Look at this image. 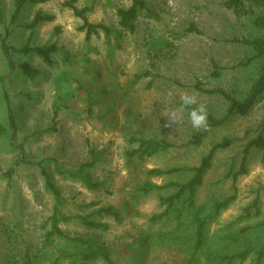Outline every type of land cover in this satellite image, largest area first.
I'll return each mask as SVG.
<instances>
[{
	"label": "rangeland",
	"instance_id": "obj_1",
	"mask_svg": "<svg viewBox=\"0 0 264 264\" xmlns=\"http://www.w3.org/2000/svg\"><path fill=\"white\" fill-rule=\"evenodd\" d=\"M64 1L28 4L18 24L12 26L9 42L16 47L31 42L34 46L56 43L63 48V53L54 55L53 64L35 54L12 55L17 64L30 61L40 71L35 78L19 66L11 70L0 42V264H9L14 258L21 261L28 250L38 257L46 255L49 264L60 253L76 250L73 242L58 238L45 248L44 225L53 212L54 198L45 188L41 165L68 199L64 213L72 219L61 224L67 234L108 243L116 249L119 264H189L196 232L191 212L185 211L174 222L170 214H164L162 202L171 189L138 198L135 186L145 179L160 185L187 180V174L155 177L146 171L196 167L226 137L235 141L217 152L195 207L214 212L213 198L236 195V199L208 226L207 240L195 264H221L216 254L232 256L247 246L256 252L231 264H255L257 251L264 245V150L250 156L248 172L236 185L227 174L233 163L240 164L244 146L264 132V96L248 115L211 128L200 145L191 142L205 128L194 129L187 111L177 125L168 126L165 116L180 107L183 92L196 95L216 118L226 114L227 103L208 90L247 93L262 63L254 60L242 65L253 55L238 42L255 34L251 18L236 15L224 0H146L151 11L139 17L136 32H122L118 41L109 43L104 32L87 40L79 29L81 19L62 5ZM131 2L77 0V5L92 6L91 22L120 31L117 10ZM1 3L5 18L0 36H5L14 2ZM39 10L55 19L31 32L27 25ZM215 64L219 75H215ZM6 94L17 118L16 137L8 124ZM132 136L164 140L173 146L129 163L127 151L137 147L130 143ZM90 147L104 151L93 170L97 186L56 172L57 165L73 170L90 160ZM23 149L25 162L20 159ZM12 167L15 170L9 176ZM255 200L260 212L244 216V209ZM109 207L116 209L117 216L99 213ZM170 213L175 215L173 209ZM77 216L101 227H91ZM146 235H152L148 242H144ZM71 261L62 259L60 264Z\"/></svg>",
	"mask_w": 264,
	"mask_h": 264
},
{
	"label": "trees",
	"instance_id": "obj_2",
	"mask_svg": "<svg viewBox=\"0 0 264 264\" xmlns=\"http://www.w3.org/2000/svg\"><path fill=\"white\" fill-rule=\"evenodd\" d=\"M50 0H13L14 9L11 14L10 26L5 28V36H0V42L3 52L9 62L11 70H15L18 66L22 71L30 78H35L40 71L33 67L30 61H24L17 64L13 58V54H22L29 57L31 54L43 59L47 64H53L54 55L63 53V48L59 47L56 43L44 44V45H32L28 42L23 47H16L9 42V37L13 34L12 26L17 25L20 20L21 13L28 4H41ZM131 4L128 7H120L117 10V16L119 18L120 31L114 29L103 23H94L89 20L88 14L92 11V6L78 7L77 0H66L62 2L63 6L70 8L73 13L81 19L82 24L79 29L86 34V39L90 40L94 36H100L101 32H104L105 37L109 43H112L113 39L118 41L122 36V32L134 33L137 30L139 17L144 11H151L150 3L146 0H131ZM224 5L232 10L238 16H248L252 20V27L255 31L253 37H246L238 42L247 46L252 52V57L247 59L242 65H249L254 60H261L262 63L257 70L256 76L252 81L247 93L243 96L240 93H229L223 89L208 90L209 93L220 94L227 103L226 114L221 118H216L213 114H208V124L203 132L195 134L192 144L200 145L203 138L207 135L209 130L213 127L221 126L228 120L236 116L248 115L255 105L264 96V0H224ZM5 13L0 0V23H4ZM55 16L44 13L39 10L27 25L31 32H35L36 28L41 24L54 21ZM216 68L215 75H219L218 65H214ZM145 74L137 75V78L143 77ZM6 100L9 103L8 124L13 130V137H16L18 124L14 110L11 106L8 94H6ZM3 129V126H0ZM235 139L224 138L221 142L213 145L209 152L203 156L201 162L196 167H173L169 169L152 168L146 171L148 176L163 177L172 176L175 174H187L189 178L184 181L169 180L165 184H157L149 179H145L143 183L139 182L135 186L138 198L144 197L153 192L168 191L171 189L173 192L166 196H162V202L166 209L165 215L170 214L169 218L174 219V222H179L185 211L191 212V224L195 226V251L190 258L189 264H195L198 261L197 255L199 250L205 245L207 240L208 226L219 217L221 211L227 209L236 199V195L225 197L224 199L213 198L212 208L214 212H205L204 209L199 210L196 206L197 196L200 187L204 184L205 178L213 168L216 154L219 150L229 148ZM131 145H137L127 151V160L129 163H134L136 160H145L148 157H152L161 152L169 150L173 145L164 140L146 139L138 137H130ZM20 147L24 148L23 145ZM264 150V132L250 140L243 149L242 160L237 166L233 163V167L229 170L227 177L232 178L234 185L237 180L243 174L248 172V161L250 156L256 151ZM90 160L83 162L80 166L73 170H65L60 165L56 166V172L59 174H66L70 178L84 182L89 187L97 186L94 181L93 170L98 162L103 158L104 151L98 150L95 147L89 149ZM21 161H26V152L24 149L20 154ZM264 160V155H263ZM41 164V163H40ZM237 168V169H235ZM15 168L12 167L7 171L10 176L13 174ZM41 174L44 177L45 188L51 193L54 198V208L52 214L48 217L47 222L44 225V245L48 248L55 239L65 240L67 243L73 242V246L76 249L75 252H62L49 264H60L62 259L71 258V264H82L87 262L102 261L104 264H119L116 260V249L106 242L99 241L90 237H72L67 234L62 228L61 224L68 222L72 219L70 216L64 213L66 204L68 203L67 197L62 194L61 189L54 183L52 174L41 165ZM258 201L255 200L253 204L247 206L244 209V216H251L259 213ZM173 209L175 215L171 217L170 210ZM99 213L105 215L117 216V211L113 207L102 208ZM83 220L84 223L91 227H101L98 223H95L86 217L77 216ZM264 226V222L261 223ZM247 230V229H246ZM244 230V231H246ZM166 232H163L165 234ZM241 233H238L240 236ZM152 235H146L144 242H148ZM31 250L23 256L22 260L14 258L9 264H47L46 255L38 257V253L31 254ZM254 251L250 246L246 249L237 251L232 256L215 255L221 261V264H231L238 259H246ZM82 262V263H81ZM255 264H264V245L261 250L257 251V257Z\"/></svg>",
	"mask_w": 264,
	"mask_h": 264
},
{
	"label": "clouds",
	"instance_id": "obj_3",
	"mask_svg": "<svg viewBox=\"0 0 264 264\" xmlns=\"http://www.w3.org/2000/svg\"><path fill=\"white\" fill-rule=\"evenodd\" d=\"M180 101L179 108L165 115L168 119V126L179 124L183 120L185 111H187L189 122L194 129L201 130L206 128L208 124L206 105L200 103L196 95L188 92L180 94Z\"/></svg>",
	"mask_w": 264,
	"mask_h": 264
}]
</instances>
